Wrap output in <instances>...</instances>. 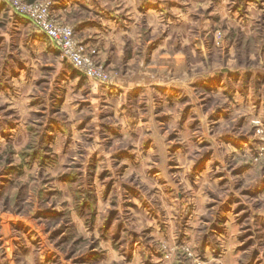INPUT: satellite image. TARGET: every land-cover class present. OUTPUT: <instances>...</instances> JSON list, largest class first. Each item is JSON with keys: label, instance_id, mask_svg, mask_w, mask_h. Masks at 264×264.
Segmentation results:
<instances>
[{"label": "rangeland", "instance_id": "rangeland-1", "mask_svg": "<svg viewBox=\"0 0 264 264\" xmlns=\"http://www.w3.org/2000/svg\"><path fill=\"white\" fill-rule=\"evenodd\" d=\"M1 1L0 264H105V238L113 264L132 262L135 240L151 253L139 264H264V22L241 35L208 26L205 0H164V25L141 16L140 42L127 38L112 60L91 55L110 74L101 84L56 48L31 74L40 31ZM31 124L48 133L49 160L6 172Z\"/></svg>", "mask_w": 264, "mask_h": 264}, {"label": "crops", "instance_id": "crops-1", "mask_svg": "<svg viewBox=\"0 0 264 264\" xmlns=\"http://www.w3.org/2000/svg\"><path fill=\"white\" fill-rule=\"evenodd\" d=\"M131 1L134 2V0H127L128 3L121 4L120 6V4L116 2V0H109L108 6L106 1L103 3L102 0H51L50 9L52 15L61 20H66L68 21V23H71L75 35L83 40L87 48L94 49V53L91 54L94 58L99 60H107V58H110V60H112L114 57L111 56V53L119 52L122 43H124L128 39H130L129 41L133 42L141 41L140 35L137 34V28L140 25V21L142 20V18H140L141 16L146 18L145 21L147 27L152 26V28H154L155 26H157V24L160 25L162 22H164L163 16L159 14L162 4H164V0H161V2L157 0L158 2L156 5L155 3H153L156 0H151V2L153 1L152 3H146V0H138L140 1V3H131ZM204 3H206V5H202L201 7H205L208 12V18L206 20L208 26H211L210 22L218 23L219 21L223 20L228 23V25L225 26L228 29L232 28L234 31L239 30L242 32L241 35H251L255 33L254 28L256 27V25L260 22H264V0H205ZM149 6H151V8H149ZM196 8H198V5L196 6ZM3 10H5V6L0 0V18ZM119 11H124L125 14H121ZM149 15H151L154 19L152 23H150L147 18L149 17ZM17 16L27 20L22 15L17 14ZM209 32L210 30H208V33ZM38 33L40 35L38 38H35L34 41V47L37 48L35 51H32V53H30L31 58L36 60V65L34 64L32 66L33 68H31L29 72L35 75L41 74L42 72L44 73L43 70L48 69L39 62V57H47L48 59H51L56 56V54L53 53V48L56 47L53 45L52 41L42 32ZM195 41L196 39H193V42ZM164 44L165 40H159L155 45V48H153V51L157 50V53H160V51L162 52L163 50H165ZM231 44L232 42L228 44L227 50L229 52L233 48V45ZM256 44H258V42ZM64 60L65 62L70 64V62L65 58ZM63 64L64 63L62 62H57L55 67V74L56 76L60 77V80L67 71V69L64 68ZM74 70L80 77L81 75L78 73V71L75 68ZM230 70H232V72L234 71L233 68H231ZM236 70L240 71V73L243 74L245 70L247 72H250L252 69L237 67L235 68V71ZM23 71V67L20 68L19 76H21V72ZM258 71L259 70H252L253 73L251 72V74H255ZM223 72L224 71H222V73ZM62 81L63 80H61L60 82L63 83ZM39 82L40 78L37 81L34 80V85L37 86ZM125 83L122 80L120 81L117 79V85H119L120 88H124L125 86H127ZM97 85L99 84L97 83ZM63 88L65 89V94L66 88ZM18 91H22L21 86L17 88V92ZM16 95L19 96L20 93H17ZM54 96L55 95H51V99L55 98ZM57 98L58 99H56V101H59L60 105L66 103L64 96L62 99H60L59 96H57ZM98 153L99 152H97V154ZM141 210L142 212H144V209ZM1 217H8L10 219H13L14 221H23L31 226L34 225L32 220L24 216L4 214ZM36 230L37 232H39L38 228ZM121 233H123V230H121ZM4 235H7V237L9 238L7 239V241L15 239L14 236H11L10 232H4ZM112 242L113 241L110 238H105L102 241V243L104 244L103 247L106 250V257L104 259L105 264H113L114 261H118V249L115 247V245L113 246ZM133 242L135 243L132 249V254L134 256L130 264H139L138 262H141V260H146L147 258H149L151 253H148L149 248H141V244H139L138 240H135Z\"/></svg>", "mask_w": 264, "mask_h": 264}, {"label": "built area", "instance_id": "built-area-1", "mask_svg": "<svg viewBox=\"0 0 264 264\" xmlns=\"http://www.w3.org/2000/svg\"><path fill=\"white\" fill-rule=\"evenodd\" d=\"M15 13L31 21L58 49L60 55L87 78L101 84L110 82L109 72L98 64L84 45L77 39L71 25L64 23L51 13L50 0H4Z\"/></svg>", "mask_w": 264, "mask_h": 264}, {"label": "trees", "instance_id": "trees-1", "mask_svg": "<svg viewBox=\"0 0 264 264\" xmlns=\"http://www.w3.org/2000/svg\"><path fill=\"white\" fill-rule=\"evenodd\" d=\"M27 128L28 130H32L34 132L32 134L34 135V137L31 136V142H29V144H26L23 148L18 151L21 156L20 162L14 168L9 166L4 168L6 172H9L10 169H15L16 171L22 170L24 167L30 166L31 162L35 160H39L40 162H46L47 160H49V157L45 153V147L47 145L48 140V133L46 132L42 136H39V138H36V132L34 131L33 125H27Z\"/></svg>", "mask_w": 264, "mask_h": 264}]
</instances>
